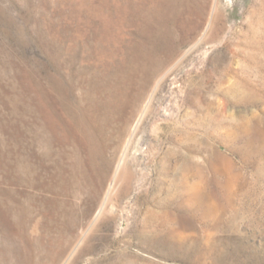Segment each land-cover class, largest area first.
Here are the masks:
<instances>
[{"label": "rangeland", "instance_id": "rangeland-1", "mask_svg": "<svg viewBox=\"0 0 264 264\" xmlns=\"http://www.w3.org/2000/svg\"><path fill=\"white\" fill-rule=\"evenodd\" d=\"M0 264H264V0H0Z\"/></svg>", "mask_w": 264, "mask_h": 264}]
</instances>
